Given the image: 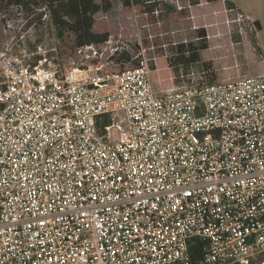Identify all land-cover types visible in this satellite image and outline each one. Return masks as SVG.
Masks as SVG:
<instances>
[{
    "label": "built area",
    "instance_id": "1",
    "mask_svg": "<svg viewBox=\"0 0 264 264\" xmlns=\"http://www.w3.org/2000/svg\"><path fill=\"white\" fill-rule=\"evenodd\" d=\"M107 48L64 70L0 40V264H264V74L158 91Z\"/></svg>",
    "mask_w": 264,
    "mask_h": 264
},
{
    "label": "rangeland",
    "instance_id": "2",
    "mask_svg": "<svg viewBox=\"0 0 264 264\" xmlns=\"http://www.w3.org/2000/svg\"><path fill=\"white\" fill-rule=\"evenodd\" d=\"M111 1L113 6L110 10H101L95 14L97 20H108L114 29V34L107 41L105 57L101 59L106 62L107 69L132 67L142 56L157 59L160 57L158 67L167 66L166 59L162 56L171 55L180 42L197 40V28L189 16V0H162L156 8L154 7L155 11H158L157 14L147 11L142 5H133L128 9L123 0ZM236 1L244 11L260 19L263 28L257 32L256 40L246 29L241 33L242 22L237 20L236 11L227 13L229 36L215 35L224 26L209 28L213 37L210 39V48L203 51V58L213 61L219 81L228 77L237 79L240 78L239 75L246 73L248 75L264 73V0ZM167 5L174 7V10L168 11ZM42 11L43 7L28 13L6 0H0V40L5 56H11L12 52L17 53L20 49L26 48L29 52L26 60L32 65L39 61V55L43 60L47 58L64 70L75 65L90 64L91 61H82L76 53L72 35L60 39L45 13L41 19L37 18ZM8 20L12 22V26L5 30L4 23ZM31 23L32 31L26 32L22 38L21 35L29 29ZM6 47H10V50H6ZM112 47L118 48L116 52L118 54L115 56L110 54ZM125 53L130 55V60H127ZM161 69H164L162 73L166 77L170 76L171 71L168 67ZM195 69L198 71L201 66L197 65ZM159 73V71L151 73L153 81L154 76Z\"/></svg>",
    "mask_w": 264,
    "mask_h": 264
},
{
    "label": "trees",
    "instance_id": "3",
    "mask_svg": "<svg viewBox=\"0 0 264 264\" xmlns=\"http://www.w3.org/2000/svg\"><path fill=\"white\" fill-rule=\"evenodd\" d=\"M6 2L28 13L34 12L36 8L43 7L45 12H40L37 18L41 19L44 13H47L49 22L55 29L56 36L64 39L66 35H72L75 47L88 44L102 45L114 34V29L110 26L108 20H97L95 18V14L99 11H108L112 8L111 0H100V2L98 0H6ZM161 2L162 0H123L128 9H131L133 5H142L146 7L147 11L153 13ZM221 5L222 8H220ZM235 7L231 0H191L189 16L193 19L197 28V40L180 42L171 55L162 56L165 57L167 66L158 67L160 57L152 64V72H160L154 76V84L158 91L168 89L181 82L183 80L181 69H183L185 75H188L197 65L201 66L200 70L204 71V75L210 83L236 80L228 77L223 81H219L213 61L203 58V51L210 48V39L213 37L209 28L224 26L215 35L229 36L227 34V24L229 22L227 9ZM167 9L173 11L174 7L167 5ZM256 25L260 30L257 21ZM125 55L127 60H130V55L128 53H125ZM41 58L42 56L39 55L38 59ZM165 67H168L171 71L169 77L162 73L164 69L161 68ZM240 68L241 66L239 70ZM239 76L242 78L249 75L246 73Z\"/></svg>",
    "mask_w": 264,
    "mask_h": 264
},
{
    "label": "crops",
    "instance_id": "4",
    "mask_svg": "<svg viewBox=\"0 0 264 264\" xmlns=\"http://www.w3.org/2000/svg\"><path fill=\"white\" fill-rule=\"evenodd\" d=\"M231 1H233V3L235 4V6H236L238 9H240L241 11H243V12L249 14L251 17H253L254 20L257 21V22L259 23V25H260V30L263 28L262 21H261L260 19L255 18L251 13H248V12L244 11L243 8H242V6H241L240 4H238V2H237L236 0H231ZM247 11H248V10H247ZM258 31H259V30H258Z\"/></svg>",
    "mask_w": 264,
    "mask_h": 264
}]
</instances>
